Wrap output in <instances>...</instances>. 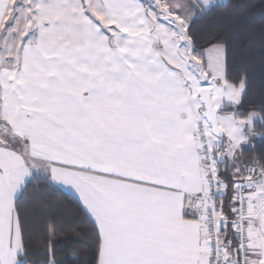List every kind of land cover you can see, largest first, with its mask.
Masks as SVG:
<instances>
[{"label": "snow or ice", "instance_id": "obj_1", "mask_svg": "<svg viewBox=\"0 0 264 264\" xmlns=\"http://www.w3.org/2000/svg\"><path fill=\"white\" fill-rule=\"evenodd\" d=\"M257 7L0 0V264H264Z\"/></svg>", "mask_w": 264, "mask_h": 264}, {"label": "trees", "instance_id": "obj_2", "mask_svg": "<svg viewBox=\"0 0 264 264\" xmlns=\"http://www.w3.org/2000/svg\"><path fill=\"white\" fill-rule=\"evenodd\" d=\"M258 2L259 0H257V3ZM262 24H264V12H262L261 9L257 7V9L255 10V19L253 22V27L256 29L257 34L259 33ZM200 26L202 27L203 25ZM70 264H72L71 261Z\"/></svg>", "mask_w": 264, "mask_h": 264}]
</instances>
